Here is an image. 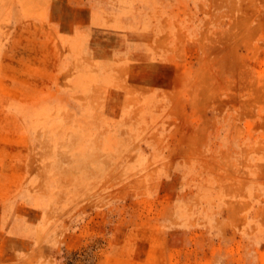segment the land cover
I'll return each instance as SVG.
<instances>
[{
  "label": "rangeland",
  "instance_id": "obj_1",
  "mask_svg": "<svg viewBox=\"0 0 264 264\" xmlns=\"http://www.w3.org/2000/svg\"><path fill=\"white\" fill-rule=\"evenodd\" d=\"M0 264H264V0H0Z\"/></svg>",
  "mask_w": 264,
  "mask_h": 264
}]
</instances>
